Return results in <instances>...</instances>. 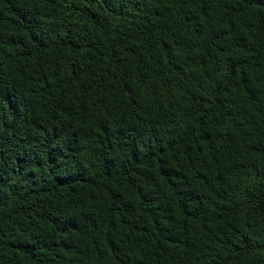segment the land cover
Segmentation results:
<instances>
[{
	"label": "trees",
	"instance_id": "16d2710c",
	"mask_svg": "<svg viewBox=\"0 0 264 264\" xmlns=\"http://www.w3.org/2000/svg\"><path fill=\"white\" fill-rule=\"evenodd\" d=\"M0 264H264V0H0Z\"/></svg>",
	"mask_w": 264,
	"mask_h": 264
}]
</instances>
